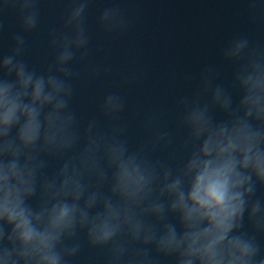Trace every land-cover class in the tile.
Instances as JSON below:
<instances>
[{
  "label": "clouds",
  "instance_id": "1",
  "mask_svg": "<svg viewBox=\"0 0 264 264\" xmlns=\"http://www.w3.org/2000/svg\"><path fill=\"white\" fill-rule=\"evenodd\" d=\"M43 2L0 0V264H264V0H232L248 29L172 73L171 118L129 117L128 90L150 78L138 66L87 119L79 86L113 73L95 0H63L37 65ZM145 2L106 0L95 32L124 40L142 11L125 5Z\"/></svg>",
  "mask_w": 264,
  "mask_h": 264
}]
</instances>
